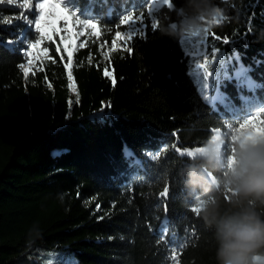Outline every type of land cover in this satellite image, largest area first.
Listing matches in <instances>:
<instances>
[{
  "label": "trees",
  "instance_id": "trees-1",
  "mask_svg": "<svg viewBox=\"0 0 264 264\" xmlns=\"http://www.w3.org/2000/svg\"><path fill=\"white\" fill-rule=\"evenodd\" d=\"M150 2L68 1L97 24L76 41L71 80L67 53L53 50L60 36L25 77L18 29L0 26V264H216L213 230L190 211L189 156L177 148L264 106V0H215L228 19L195 59L191 40L161 30L184 0ZM125 15L144 28L131 52L116 39L130 30Z\"/></svg>",
  "mask_w": 264,
  "mask_h": 264
},
{
  "label": "clouds",
  "instance_id": "clouds-1",
  "mask_svg": "<svg viewBox=\"0 0 264 264\" xmlns=\"http://www.w3.org/2000/svg\"><path fill=\"white\" fill-rule=\"evenodd\" d=\"M176 11L177 20L161 30L182 39L204 37L228 19L215 0H200L199 7L184 0ZM225 145V133L216 128L189 155L190 207L213 230L216 264H264V140L236 141L234 151Z\"/></svg>",
  "mask_w": 264,
  "mask_h": 264
},
{
  "label": "snow or ice",
  "instance_id": "snow-or-ice-1",
  "mask_svg": "<svg viewBox=\"0 0 264 264\" xmlns=\"http://www.w3.org/2000/svg\"><path fill=\"white\" fill-rule=\"evenodd\" d=\"M4 2V0H3ZM13 3V0H11V4ZM163 3L167 5L169 8L172 7V3L170 0H163ZM21 7L25 9H29L32 7V4L28 2V0H25V2L21 5ZM35 8L38 10V15L33 20H28L27 22L29 24H34V29L36 32V37L34 40H28L26 41V47L25 50L22 52V56L27 58L26 64L21 63L19 67L23 70L24 76L27 77L29 75L30 68L36 64L41 63L44 59H51V56L49 55V47L44 46L46 42H53L55 36H60L59 43L56 44V47L53 49L56 53L61 54V59H64V53H67V61L68 63L65 64V67L69 68L68 71V77L71 80L72 73L70 70L69 65L71 64L72 58H73V52L75 51L77 45L76 41L80 36L83 35H94L93 32H87L85 33L84 29H95L97 27L96 23H93L92 19H80V16L83 15L82 13L78 12L77 6L75 3L72 5L68 4V0H62V3H52L48 5L49 11L46 13L45 8L46 4L41 2L37 3L35 5ZM63 9L64 14H60L57 10ZM48 17V20L45 25V17ZM24 17H21L23 19ZM69 18L72 19L73 25H79L80 30H70L67 27ZM63 20L64 21V28L61 30L56 26V21ZM5 23H9L7 19L4 20ZM125 23H130V30L127 33H121L119 31L116 32V39L117 40H123L125 42V48L127 51L131 52L132 47L128 46L127 42L131 41L133 37L141 36L144 32L143 25L137 26L135 24V21L131 16L125 15L120 20V24L123 25ZM155 27V26H153ZM111 31V30H108ZM63 32V34H61ZM211 33H207L203 37V43L198 44L197 39L199 37L195 38H188V40L192 41L190 51L191 57L195 59L196 57L193 55V53L197 50V48L203 49L205 45H207V37ZM23 36V34H22ZM8 43H14L13 41H9ZM61 45H63V48H61ZM209 47L211 45H208ZM78 47H85V44L81 43L78 45ZM113 48H115V45H113ZM205 55L208 53L205 52ZM216 53H213L215 55ZM107 55V54H106ZM199 68H206V64L199 65ZM195 74V73H193ZM104 75L105 76H111L112 77V83L115 84V76L113 73L109 71V69L106 67L104 69ZM209 73H205V75L200 78L201 79V93L203 99L206 101L209 99V95L207 94L209 92ZM72 86L71 84L69 85ZM79 102V97L77 95V103ZM260 112L253 116L248 115L247 119H242V122H239L238 124L234 120L233 123L235 124L234 127H231L229 130L228 126L225 127V136H226V145L225 150L226 151H234V144L236 141H256V140H264V106L259 107ZM212 130H210V133ZM230 137V139H229ZM229 144L233 145L231 149H229ZM198 148V147H196ZM194 148V149H196ZM191 150H185L181 153V155H193L194 152ZM156 156H153V159H156ZM168 189L165 188L164 192L161 193L162 196L167 195ZM190 211L198 216L199 209L195 207H190ZM171 260L173 262H177L178 257L175 252H173L171 256ZM71 264V262H69Z\"/></svg>",
  "mask_w": 264,
  "mask_h": 264
},
{
  "label": "rangeland",
  "instance_id": "rangeland-1",
  "mask_svg": "<svg viewBox=\"0 0 264 264\" xmlns=\"http://www.w3.org/2000/svg\"><path fill=\"white\" fill-rule=\"evenodd\" d=\"M70 1V0H68ZM25 2V0H13V3L11 4V0H0V26H12L18 29V36H19V40L21 41V44L23 45V50H25L26 47V38L24 35V30L29 29L32 31H35L34 29V24H29L27 21L28 20H33L37 15H38V10L35 8V5L37 3H45L46 4V8H45V12L47 13L49 11L48 5L52 4V3H62V0H28L29 3L32 4V7L29 9H25L23 7H21V5ZM163 0H151L150 2V8H154L156 6L162 5ZM13 10L14 13L13 14H6L7 11ZM60 14H63V9H58L57 10ZM21 17H24L23 19H21ZM7 19L8 21H10L9 23H5L4 20ZM71 18H69L70 20ZM48 20V17L46 15L45 17V25L46 22ZM68 20V21H69ZM72 20V19H71ZM56 26L59 29H63L64 28V21L63 20H58L56 21ZM69 25L67 24V27ZM80 30V26H78ZM77 25H75L73 29H76ZM93 29H84L85 33L87 32H92ZM23 34V36H22ZM61 34H63V32H61ZM56 36L54 37V40ZM200 39L197 38V42H199ZM49 43V42H46ZM83 43V41H79V44ZM46 45H42L41 47H44ZM197 53V52H196ZM195 53V54H196ZM36 64H34L33 66H36ZM27 66V64H26ZM197 73H200V71H197ZM196 147L199 146H195V147H185V148H177V150L182 153L185 150H191L194 149ZM189 156V155H187Z\"/></svg>",
  "mask_w": 264,
  "mask_h": 264
}]
</instances>
